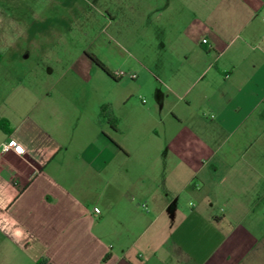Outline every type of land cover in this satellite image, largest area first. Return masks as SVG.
Instances as JSON below:
<instances>
[{"label":"crops","instance_id":"1","mask_svg":"<svg viewBox=\"0 0 264 264\" xmlns=\"http://www.w3.org/2000/svg\"><path fill=\"white\" fill-rule=\"evenodd\" d=\"M151 1L184 102L154 133L108 74L0 62V264H264V0Z\"/></svg>","mask_w":264,"mask_h":264},{"label":"rangeland","instance_id":"2","mask_svg":"<svg viewBox=\"0 0 264 264\" xmlns=\"http://www.w3.org/2000/svg\"><path fill=\"white\" fill-rule=\"evenodd\" d=\"M163 8L151 0H0V62L16 59L24 71L50 66L56 78L62 73L107 77L88 60L93 54L111 74L123 73L95 81L102 101L137 117L150 108L146 116L154 133L161 118L184 103L165 85V58L175 51L162 45Z\"/></svg>","mask_w":264,"mask_h":264},{"label":"trees","instance_id":"3","mask_svg":"<svg viewBox=\"0 0 264 264\" xmlns=\"http://www.w3.org/2000/svg\"><path fill=\"white\" fill-rule=\"evenodd\" d=\"M89 58L98 66L100 67L104 72H106L109 76H111L112 78H116L113 74H111L107 68L105 67L104 63L95 55L93 54H89ZM110 108L109 105H102L100 108V114H99V119L102 120L103 118H107L108 121L112 124V126L114 127V124L112 123L114 121V119L111 118L112 113L111 111H109L108 109ZM0 127L2 129H5V123L4 121L0 122Z\"/></svg>","mask_w":264,"mask_h":264},{"label":"built area","instance_id":"4","mask_svg":"<svg viewBox=\"0 0 264 264\" xmlns=\"http://www.w3.org/2000/svg\"><path fill=\"white\" fill-rule=\"evenodd\" d=\"M206 42H207V40L204 39V40H203V43H206ZM116 75H117V76H122L123 73H117ZM131 77L134 78L135 75H132ZM10 148L15 149V150H16L17 152H19V153H21V152L23 151V149H22L21 147L17 146L16 143H15L14 141H11V142L8 143L7 145H4V146H3V150H8V149H10Z\"/></svg>","mask_w":264,"mask_h":264}]
</instances>
